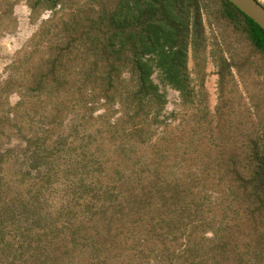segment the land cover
<instances>
[{
    "label": "trees",
    "instance_id": "16d2710c",
    "mask_svg": "<svg viewBox=\"0 0 264 264\" xmlns=\"http://www.w3.org/2000/svg\"><path fill=\"white\" fill-rule=\"evenodd\" d=\"M40 1L49 9L69 8L70 14L58 27L59 39L46 48L36 86L51 78L61 86L59 67L74 52L82 63L83 88L120 107L121 128L113 134L122 150L123 169L117 168L108 184H80L83 203L62 205L63 220L35 224L20 235L14 250L11 243H3L0 249L9 251L7 264H61L75 250L86 255L84 264H264V116L257 118L259 133L250 127L243 133L222 111L221 99L211 115L203 79L194 85L189 68L192 62L191 72L197 66L204 69L207 36L218 30L222 45L215 42L209 57L221 71L222 87L233 68L241 74L238 60L247 63L252 55L264 61V32L225 0H118L97 16L92 15L96 8H90L89 21L83 16L85 8L72 7L70 0ZM232 36L240 39L247 57L231 48ZM160 85L179 92L189 109L196 95L201 96L212 147L200 151V168L192 157L194 144L181 154L177 137L166 128L147 158L146 150L142 158L131 156L138 148L129 141L142 140L139 146L145 148L148 140L141 132L161 122L165 96ZM251 117L244 109L243 122L248 124ZM199 171L212 177L223 171L228 179L218 191L221 207L212 239L204 236L206 218L198 225L200 212L205 213L196 192ZM243 223L249 227L244 230L247 241L238 254L231 230Z\"/></svg>",
    "mask_w": 264,
    "mask_h": 264
},
{
    "label": "rangeland",
    "instance_id": "374dc122",
    "mask_svg": "<svg viewBox=\"0 0 264 264\" xmlns=\"http://www.w3.org/2000/svg\"><path fill=\"white\" fill-rule=\"evenodd\" d=\"M117 1L70 0L69 5L83 6V16L89 21L90 8H96L92 15L97 16L102 9L107 11V5L114 8ZM257 1L264 6V0ZM69 14V8L61 11L58 5L49 9L40 0H0V248L3 243H11L14 250L20 235H27L37 223L63 220L62 205L83 203L80 184H108L115 176L114 171L123 169L119 158L122 150L113 134L122 116L120 107L115 103L107 104L103 98H94L93 92L83 88L82 63L74 52L59 67L61 86L52 78L48 83L43 82L42 87L36 86L41 81L37 77L46 48L59 39L58 27L67 21ZM214 31L213 36H207V64L203 70L195 67L193 73V63L189 62L190 78L194 85L203 79L211 115L221 99L222 111L231 115L239 132H250V127L259 133L257 118L264 116V61L252 55L247 63L238 60L241 74L233 68L231 77L225 76L222 87L219 86L221 71L209 57L215 50V42L222 45L219 31ZM239 40L233 36L228 39L236 53L247 57L246 48ZM152 78L159 84L157 74ZM160 90L165 96L159 116L161 122L141 132V137L148 140L145 148L139 146L142 140L131 139L129 143H137L134 148L138 151L129 154L142 158L140 155L146 150L147 158L151 145L160 141L166 128L168 135L177 137L181 154H186L190 142L194 144L192 157L197 161L196 168H200V151L203 147H212L208 137L210 123L202 118L201 96L196 93L195 106L189 109L182 104L179 92L161 85ZM246 108L252 115L248 124L243 122ZM235 140L241 146V137ZM218 174L212 177L197 172V198L200 205H205L198 225L206 218L209 228L204 236L207 239L214 236V221L221 207L217 204L218 191L228 182L225 172ZM248 228L243 223L239 229L231 230L238 243V254L243 252ZM225 233L228 235V231ZM70 256V260L64 258L61 264H84L86 259L78 250ZM8 257L9 251L0 249V264H7Z\"/></svg>",
    "mask_w": 264,
    "mask_h": 264
},
{
    "label": "water",
    "instance_id": "95a60500",
    "mask_svg": "<svg viewBox=\"0 0 264 264\" xmlns=\"http://www.w3.org/2000/svg\"><path fill=\"white\" fill-rule=\"evenodd\" d=\"M264 32V7L257 0H225Z\"/></svg>",
    "mask_w": 264,
    "mask_h": 264
}]
</instances>
